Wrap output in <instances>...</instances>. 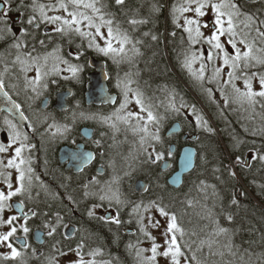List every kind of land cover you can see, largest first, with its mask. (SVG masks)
Instances as JSON below:
<instances>
[{
  "label": "snow or ice",
  "instance_id": "6c2138e0",
  "mask_svg": "<svg viewBox=\"0 0 264 264\" xmlns=\"http://www.w3.org/2000/svg\"><path fill=\"white\" fill-rule=\"evenodd\" d=\"M113 2L114 6H118L127 17L123 22L116 12L111 10L112 5L108 0H44V2L42 0H0V41L9 42L6 55L14 57L11 60L13 67L19 65L22 72L35 73L31 79L25 75V93L30 90L37 96L41 95L42 90L48 89L49 83H57L56 79L49 81L48 77H58L61 73H68L63 76L64 80L82 83V74L89 65L86 59L83 63L80 61L85 58L88 50H93L98 56L110 59L116 65L130 61L129 53L140 54L137 45L142 41L135 39L129 28H124L123 24H128L131 31H135L138 26L149 23V20L136 18L134 12L130 15L129 12L133 10L124 11L126 0H113ZM163 7V4H155L152 6V11L158 12ZM13 9L18 13L16 17L18 27L16 28L13 27L10 15ZM209 12L213 14L212 19L202 23L201 18ZM188 13L192 15H186ZM170 15L172 23L187 33L188 48L184 52L182 67L199 82L208 99L216 102L213 99V88L205 87V84H215V90L223 98V108L238 104L241 107L246 105L247 109L253 112L257 106L264 110V19L243 12L238 0H178L177 3L171 5ZM181 19L183 23H180ZM202 29H207L210 34L205 35ZM143 35L149 36L150 33L145 32ZM172 35L174 36L175 33L173 32ZM41 36L43 38H40ZM57 37L60 40L67 38L69 45L73 43L74 38H78L80 43L74 53L68 52L66 56L61 54L62 49L59 44L51 52L42 54L38 50L37 45L46 49L48 44ZM151 39L155 41L158 37L151 35ZM201 43L208 45L206 55L203 50L193 51L192 49L193 45ZM226 45L230 46L231 51ZM50 60L52 61L51 67H49ZM217 61L220 62L219 65ZM197 63L199 67L194 68L193 65ZM7 71L6 64L4 72ZM101 75L106 80L110 79L109 73L104 69L101 70ZM237 81L243 82L242 88L237 86ZM131 84L132 81L127 73L124 79L117 76L115 87L120 89L123 100L111 115L103 116L100 120L102 124H109L112 128L117 127L116 122H122L131 129L134 135L139 136V156L143 157L139 161L140 165L150 167L157 161L164 160L165 156H173L170 145L167 150H162L166 141L161 134V129L169 111L180 114L182 110L189 109L194 117L195 128L208 134H215L216 129L210 126L208 119L197 110L195 104H187L182 97L177 103L178 94L174 90L170 93L171 99L165 107V113L161 114L156 110L151 98L145 97L138 88L133 89ZM6 87L4 73H0V90ZM4 95L8 97L7 92ZM133 102L138 106L139 111L127 110L129 104ZM217 106L221 107L219 104ZM20 108V104L13 103L8 111H16ZM18 114L21 120H28L22 111ZM189 123L191 124V121ZM3 124L7 132V142L0 143V264H24V259L29 252L35 254L36 250L29 243L32 232L30 222L34 218L40 220L43 227L47 229V237L55 241L52 244L55 255L51 256L49 264H59L57 257L67 256L69 252L76 257L70 261V264H111L110 261L98 262L94 259L102 256V249L90 248L84 237L76 242L74 248L69 243L67 252L60 247L65 240L71 241L79 231L75 226H70L66 222V216L75 209L65 206L66 210L62 214L61 211H43L39 208L40 192L36 191L35 183L39 177L35 175L32 167L31 155L36 146L30 143L28 132L22 131L17 121L6 116ZM27 127L35 131L31 124ZM48 127H55L57 132L69 131L67 125L51 124ZM251 135L260 136L264 141V126L253 129ZM100 136L101 140L95 141L96 152L98 156L103 157L105 153L102 151L104 147L102 140L105 133L101 132ZM229 156L228 165L221 163V167H216L213 171L220 173L226 171L230 178L235 179L237 169L240 171L252 169L253 162L259 165V171H264V142L257 146L255 140L249 144L247 140L233 137L232 151ZM70 159L84 163L91 157L77 152L73 153ZM199 159L207 163L206 157L201 156ZM191 163L192 155L189 152L185 156V165L188 166ZM129 168L130 171L126 172L125 176L136 171L131 165ZM116 182L105 183L97 193L93 194L98 195L100 203H93L92 207L87 210L89 218L111 222L115 225L121 224L120 212L127 202L121 198L122 194L118 188L113 189V184ZM200 183L203 185L204 181ZM88 184L98 185L100 181L93 177ZM85 187L87 188L88 185ZM261 190L264 191V185H261ZM89 195L87 191L84 193L85 197ZM68 199L72 204L76 203L71 197ZM104 202H107L108 208L115 209V214L97 217L96 209L104 207ZM238 205L239 201L233 194L230 206ZM142 207L145 212L155 209L159 216L164 218V223L149 216L147 225H144L142 223L144 217L140 214ZM14 209H19V214H9ZM133 212L138 215L141 233L152 241L150 248L128 245L130 249L135 250L138 264H159V258H163L165 264H182V261L187 264L189 259L196 260L195 254L190 258L186 255L184 248L190 246L180 242L184 236V230L178 222L177 215L169 211L168 206L163 203V197L151 200L147 205L136 204ZM225 219L231 222L233 215L226 212ZM148 227L157 230L163 228L162 243H157L156 238L147 230ZM61 229L64 231L61 232ZM228 232V228L217 227L218 234L227 235ZM18 233L23 235H18ZM58 233L62 237L61 240H56ZM225 246L228 247L230 254L236 255L232 245ZM145 253L150 254L145 255ZM85 256L90 259H85ZM244 256L247 257L245 264H253L254 256L256 264H264V252L256 254L244 249ZM244 256L241 259H244Z\"/></svg>",
  "mask_w": 264,
  "mask_h": 264
},
{
  "label": "flooded vegetation",
  "instance_id": "af4514ba",
  "mask_svg": "<svg viewBox=\"0 0 264 264\" xmlns=\"http://www.w3.org/2000/svg\"><path fill=\"white\" fill-rule=\"evenodd\" d=\"M44 2V0H42ZM173 3H177L178 0H171ZM240 8L245 13L254 14L261 19H264V0H238ZM170 10V8H168ZM13 20V27H18V22L16 17L18 13L13 9L10 13ZM139 15V13H138ZM186 15H189L186 14ZM213 17L211 12L208 13ZM209 22V21H208ZM180 23H183L181 19ZM175 35H171V54H166L167 62L169 65L170 72L180 81H183V75L187 80L188 84L192 85L196 90H192L189 85L187 86V91L191 95V99H186L187 104H195L197 110L202 112L205 117V108L203 106L202 100L200 97L206 98V94L201 88L200 84L193 77L190 76L189 72L182 67L184 61V52L188 48L187 43V33L183 31L182 28H177L175 25L171 26ZM202 31H204L202 29ZM145 32L150 33L149 36H144ZM166 29L162 36L163 43L167 37L165 36ZM151 35H156L153 33V30L143 28L142 26L137 27V39L142 41L141 44H138L137 47L140 49L146 41L152 42ZM254 35V34H253ZM40 38H43L42 36ZM152 40V41H151ZM154 43L157 40L153 41ZM8 43L6 41H0V73H4V79L7 87L3 89L4 93H8V97L16 103L20 104L21 108L19 109L25 115L29 113L31 115L32 123L27 120L28 125L31 124L34 128V135H31V129L26 130L24 127H21L22 131H27L30 137V143L36 147L32 150V167L34 168L35 175L39 177L38 181H35L37 187L36 191L40 192L38 197L39 208L43 211H61L63 214L65 206L72 207L75 209L70 215L66 216V222L70 226H75L79 231L71 239V241L65 240L60 247L67 252V245L71 243L72 247H75L76 242L84 237L90 248H101L102 256L96 257V259L102 258L100 261H110L111 264H121L122 260H125V257L119 256L120 259L115 258V256L108 257L107 252H123V255L128 259H132L131 262H136L137 257L134 249L128 247L129 244L136 245L137 247V238L139 235L137 229V214L133 212V208L136 204H148L145 201L144 195H138L134 191V184L139 180L137 178V153L139 154V138L137 135H134L131 129L123 124L122 122H116V129L110 127L109 124H102L100 118L103 116L111 115L118 107L119 103L123 100V95L120 89L116 88L117 76L121 79L125 78V74H128V78L132 81L137 78L136 72H131L130 70H135L136 67L132 66L131 62L125 61L120 65L113 64L110 59H98L86 53L85 58L80 62L83 63L86 59L88 67L85 72L82 74V83H76L73 80H64L63 76L68 75V73H61L60 76H50L48 80L56 79V84L49 83L47 90H42L41 95L37 96L35 93H32L30 90L25 93L24 91V77L27 75L31 79L35 73L28 72L24 73L21 71L19 65L13 67L11 60L14 58L12 56H7ZM80 43L78 38H74V41L69 45L68 41H61L58 37L48 44V47L40 48L37 45L38 50L43 54L45 52H51L57 44L61 46V54L67 55L68 52H75L77 45ZM148 43V42H147ZM66 45L71 46L69 49H64ZM64 46V47H63ZM229 51H231L230 46ZM164 52L166 53V44L164 45ZM208 45L206 44H196L192 46L193 51L196 49L203 50L205 55L207 54ZM91 59H95L104 63V70L109 73L110 79L106 80L107 88L109 94L115 95L114 105H94L87 104L85 99V94L87 91V85L89 83V76L95 72V69L90 64ZM171 59L175 62L172 63ZM75 62V61H73ZM219 65V61L216 62ZM8 66V71L4 72L5 65ZM52 62H49V67H51ZM176 65V66H175ZM61 67H63L61 65ZM139 60L137 59V70L139 69ZM194 68H198L199 64H194ZM210 70V69H209ZM225 78H227L225 76ZM15 85V87H13ZM212 87L216 88L215 84H210ZM133 83L131 84V87ZM206 86V84H205ZM238 87H243L242 81H237ZM69 89L71 91V96L67 99V110L66 111H57L54 109V103L56 99V94ZM140 90V89H139ZM200 95V97L198 96ZM223 101V98H222ZM45 102L42 106V103ZM153 102V101H152ZM247 109V106H246ZM128 111H137V106L133 102L129 104ZM233 110L237 111V106L233 105ZM69 113L70 120V130L68 131V137L66 141L61 140L63 132L56 131L57 137V147L53 154L51 147L44 148L40 145V140L42 139V121L40 115L45 112H55L57 114H64L65 112ZM249 113V129L252 133L254 129V116L251 109L246 110ZM0 114L5 115L0 117V143H6L7 137L4 130V125L2 121L7 116L9 119H12L9 115H6L3 111L0 110ZM186 128L188 130L194 127L195 121L194 117L191 115L189 109H185L182 116ZM13 120V119H12ZM191 121V124L189 123ZM134 123V121H133ZM171 125V124H170ZM82 129L91 130V137L88 139L83 136ZM120 130V131H118ZM166 131V130H165ZM164 131V132H165ZM104 132L105 136L103 137V149L105 155L103 157L98 156L96 149L97 145L96 140H101L100 133ZM1 134H4V138L1 137ZM180 134V133H179ZM187 135L185 138L184 136ZM194 136V137H193ZM165 144L162 150H167L169 145H173V156H165L164 160L157 161L155 165L144 166L142 169L148 175L153 174L156 177H159L167 185V179L176 171V164L180 154V151L184 148H192L195 151V158L198 153L205 148V141L201 138H198L196 134L187 132L182 135H174L170 138H165ZM82 145V149L85 152L91 153L92 160L87 163L81 169H65V163L60 164L57 157V151L62 146H68L73 151H78V146ZM27 156V151L25 152ZM87 155V154H86ZM135 158V159H134ZM163 161L169 162V167L165 170H161V163ZM132 166L136 169L131 175L125 176L126 172L130 171L129 166ZM103 166V168L101 167ZM100 181V184H88L89 180L92 178ZM47 179V181H46ZM110 181H117L113 184V189H119V192L122 194L121 198L126 200V206L122 207L120 212L121 224L115 225L111 222L101 221L95 218H89L87 215V210L92 207L93 203H100L98 200V195H93L98 192L100 187H103L105 183ZM147 184V183H146ZM42 185V187H41ZM85 185H88L86 188ZM148 186V184H147ZM65 189L64 191H61ZM56 191H60L59 194ZM89 192L88 197L84 196L85 192ZM64 193V196H63ZM69 197L72 200L76 201L75 204H72L69 201ZM15 199V198H14ZM105 206L102 208L96 209V216H107L109 214H115L114 208H108L107 202H104ZM51 206L50 208L48 206ZM80 207V211L78 208ZM25 211L27 208L25 207ZM143 207L140 209V214H142ZM9 214H19V211L13 210ZM80 223V224H79ZM30 227L32 232L29 237V243L32 248H34L35 254L34 257H40L43 255V261L41 264H49L51 256L55 255L52 250V244L55 242L53 239L48 238L46 235L47 229H45L38 219H33L30 222ZM82 230H85L84 232ZM39 231L42 233L41 242L39 243L34 239V233ZM64 231L61 229V232ZM18 235H23L18 233ZM62 237L58 233L56 240H61ZM6 251V249H4ZM87 251V249L85 250ZM124 252H131L128 256ZM59 263L66 261L67 264H70V261L76 259L72 253H68L67 256H58ZM85 259H90V257L85 256ZM123 260V261H124ZM99 261V260H97ZM121 261V263H120ZM133 264V263H131Z\"/></svg>",
  "mask_w": 264,
  "mask_h": 264
},
{
  "label": "trees",
  "instance_id": "16d2710c",
  "mask_svg": "<svg viewBox=\"0 0 264 264\" xmlns=\"http://www.w3.org/2000/svg\"><path fill=\"white\" fill-rule=\"evenodd\" d=\"M108 2L112 5L111 10L116 12L118 18L122 22L126 20L127 17L118 6H114L113 0H108ZM155 4H163L164 7L158 12H153L152 6ZM173 4L171 0H126L124 9V11L133 10L129 14L131 15L134 12L138 19H148L149 23L140 26L153 30V33L158 37L156 43L152 40V42L146 41L139 49L142 50V53L138 59L140 65L138 70L137 55L129 53L131 60L128 62H131L132 66L136 67L135 70L132 69L130 71L138 74L137 78L132 80V88L140 89L145 97L151 98L153 104L156 106V110L161 114L165 113V107L171 99L170 93L173 90L178 94L177 103H179L181 97L184 102L188 98L191 99V95L185 86L170 72L166 57L167 53L169 55L171 54L170 36L173 31L171 26H174V24L172 23V17L168 8H171ZM123 27L129 28L131 35L137 39V28L135 31H131L130 26L126 23L123 24ZM165 29V36L167 37L165 41L166 53L164 52L163 47L165 44L162 39ZM61 41H68V39L64 38ZM70 47L66 45L64 49H69ZM87 53L95 58L104 59V57L98 56L93 50H88ZM171 61L175 64L172 59ZM181 76L184 78L183 82L189 85L185 77L183 75ZM189 86L196 94L198 93L191 84ZM205 87L213 88V99L216 102L214 103L212 100H209L207 95L206 98L200 97L199 94L198 96L212 119V121L209 119L208 121L210 126L216 129L215 134L205 133L195 127L188 130L182 118L185 109L180 114L169 111L161 129L162 136L170 124L178 122L181 127V132L178 136L187 132L196 134L198 138L205 141V148L196 156L193 170L183 177L182 185L178 189L170 188L162 179L153 174L148 175L144 170H138L140 167L143 169L144 166L139 163L143 157L137 153V178L142 179L148 184V190L144 195V199L149 202L158 197H163V203L168 206L169 211L177 215L178 222L184 230V236L180 240L183 245L185 237L189 235V232L185 231L186 228L184 225H186V221L204 225H209L214 222L216 227L219 226L229 229L227 235L221 234V236L229 239L228 243L233 246L234 251L244 252V249H247L250 252H264V191L261 190V185H264V171H259V165L255 164V162H253L254 167L252 169H245L243 171L237 169V177L235 179L230 178L226 171L223 173L213 171L214 168L221 167V163L225 166L230 163L229 154L232 151L233 137L247 140L249 144L252 140H255L257 146L264 141H262L260 136L254 137L251 135L248 125L249 113L246 111V105L241 107L235 104L237 111L233 110L234 104L223 108L220 93L210 84H206ZM218 104L221 107H218ZM69 113L70 111L62 115L55 112H45L42 114V139L40 140V145L44 148L51 147L53 154L57 147V130L55 127L49 128L48 125H67L70 130L69 123L71 119L69 118ZM2 116L5 115L0 114V117ZM26 116H28L29 122L32 123L33 119L31 115L27 113ZM253 116L254 129L264 126V110H261L257 106ZM31 135H34L33 129H31ZM67 137L68 132H63L61 140L66 141ZM244 151L246 152L247 149L245 148ZM201 156L206 157L207 163L199 159ZM217 177H220V179H217ZM201 181H204L203 185H201ZM213 186L215 187L213 188ZM61 191L65 193V189ZM59 192L56 191L58 194ZM241 193L244 194L241 195ZM233 194L239 201L238 206H230V200ZM78 210L80 211V207ZM226 212L233 215L231 222L225 219ZM139 223L137 215V229ZM82 231L84 232L85 230ZM138 232L139 238H137V242L143 237L139 229ZM137 247L139 248V243H137ZM184 251L190 258V251L186 250V247ZM107 253V256L110 258L111 256L118 257L119 259L121 256L125 257L122 263L120 261L121 264L133 263L131 262L132 259H128L123 255V252ZM124 253L128 256L131 252ZM96 260L100 261L102 258ZM42 261L43 255L36 258L29 252L24 259V264H41ZM192 261L198 262L194 263ZM188 262L191 264H201V261L197 258L196 260L189 259ZM133 264L136 263L134 262Z\"/></svg>",
  "mask_w": 264,
  "mask_h": 264
},
{
  "label": "water",
  "instance_id": "95a60500",
  "mask_svg": "<svg viewBox=\"0 0 264 264\" xmlns=\"http://www.w3.org/2000/svg\"><path fill=\"white\" fill-rule=\"evenodd\" d=\"M254 1V0H249ZM90 64L95 69V72L89 76V83L87 85V91L85 94V99L87 104H94V105H114L115 103V95L109 94L106 79L101 75V70L104 69V63L95 59H91ZM71 96V91L69 89L61 91L56 94V99L54 103V109L57 111H66L67 110V99H69ZM14 102L11 99H8V97H5L4 91L0 90V110L9 115L13 120L17 121L20 126L24 127L26 130H28L29 127H27L28 123L27 120H21L19 116L20 110L16 111H8V109L11 107V105ZM45 102L42 103V106H44ZM181 127L178 122L172 123L168 129L164 133L165 138H170L178 133H180ZM82 134L86 138L91 137V130L89 129H82ZM1 137L4 138V134H1ZM185 138L187 135L184 136ZM78 151L80 153L87 154L91 157L87 162L81 163L78 160L70 159V156L75 153L76 151H73L68 146H62L57 151V157L60 164L65 163V169H81L84 167L87 163L91 162L92 155L91 153L85 152L82 149V145L78 146ZM171 149L173 151V145H171ZM191 153L192 155V163L188 166L185 165V156L188 153ZM195 164V151L192 148H184L180 151L177 164H176V171L167 179V185L171 188L178 189L182 185L183 177L190 173ZM169 167L168 161H163L161 163V170H165ZM144 188L148 189L147 184L139 179L134 184V191L138 195H143L147 191L143 190ZM15 211H20L19 209H14ZM42 233L39 231H36L34 233V239L41 242Z\"/></svg>",
  "mask_w": 264,
  "mask_h": 264
},
{
  "label": "rangeland",
  "instance_id": "374dc122",
  "mask_svg": "<svg viewBox=\"0 0 264 264\" xmlns=\"http://www.w3.org/2000/svg\"><path fill=\"white\" fill-rule=\"evenodd\" d=\"M189 15L192 14L189 13ZM211 19H212L211 15H206L205 17L201 18V21L203 23V22H208ZM203 30L205 32V35L210 34V32L207 29H203ZM226 47L228 46L226 45ZM139 51L140 54L137 55V59H139L142 53V50ZM50 62L52 61L50 60ZM196 84L198 85L199 83ZM137 111H139L138 106H137ZM42 117L43 116L40 115V119ZM2 131L6 132L5 130ZM6 137H7V132H6ZM145 202L147 201H144L143 203ZM142 215L144 217V220L142 222L144 225H147L149 216L160 220L162 224L164 223V218L160 217L159 214L155 211V209H149L147 212H145L143 209ZM185 224H186L184 225L186 228L185 231H188L189 235L187 234L188 236L185 237L184 245L190 246V247H186V250L190 251V257L193 254H195L196 258L201 261V264H245L247 257L244 256V252H236V255L230 254L228 247L225 246L229 244L228 243L229 239L227 237L226 238L222 237L221 234L217 233V227L214 224V222H212L209 225H204V224H197L196 222L191 223L190 221H186ZM140 227H141V223L138 224L139 230ZM147 230L151 232L152 236L156 238L157 243L163 242L161 235L163 232V228L157 230L155 228L148 227ZM190 233L192 236L190 235ZM140 234H142L141 231ZM142 236L143 237L139 239V248H150L152 241L147 239L143 234ZM221 253H223V255H221ZM254 253L259 254L261 252H254ZM149 254L150 253H145V255H149ZM242 256H244V259H241ZM137 261L134 262L137 264ZM192 262L197 263L198 261H192ZM59 264H67V263L66 261H64ZM159 264H165V260L163 258H159ZM182 264H185V262L182 261ZM187 264H191V263L187 261ZM253 264H256L255 256L253 257Z\"/></svg>",
  "mask_w": 264,
  "mask_h": 264
},
{
  "label": "bare ground",
  "instance_id": "6f19581e",
  "mask_svg": "<svg viewBox=\"0 0 264 264\" xmlns=\"http://www.w3.org/2000/svg\"><path fill=\"white\" fill-rule=\"evenodd\" d=\"M210 120L212 121V119L210 118Z\"/></svg>",
  "mask_w": 264,
  "mask_h": 264
}]
</instances>
